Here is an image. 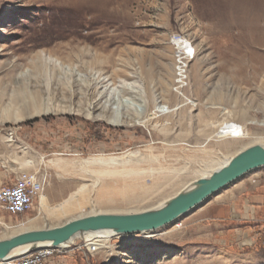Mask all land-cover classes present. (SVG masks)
<instances>
[{"label":"rangeland","instance_id":"rangeland-1","mask_svg":"<svg viewBox=\"0 0 264 264\" xmlns=\"http://www.w3.org/2000/svg\"><path fill=\"white\" fill-rule=\"evenodd\" d=\"M175 33L197 51L180 93L168 44ZM48 53L70 56V62L53 69L44 60ZM94 97L107 117L136 114L152 119L153 126L169 124L171 139L156 133L150 141L147 128L87 118L83 111ZM60 106L70 111L43 114ZM159 106L170 113H156ZM224 130L239 131L242 138L218 139ZM0 136V163L13 168L12 180L0 189L21 172L34 173L44 185L29 212L10 216L0 209V240L79 217L159 207L240 150L264 148V0H0ZM147 146L156 158L152 170L178 174L173 183H159L135 204L103 205L95 194L80 193L82 205L59 209L73 203L82 186L92 185L90 172L100 180L95 193L115 180L100 176L113 170L109 166L81 163L136 155ZM166 159L179 163L169 166ZM134 169L128 163L120 170ZM262 193L264 168L161 229L114 236L97 250L88 245L94 240L79 236L48 264H264V246H258L264 222L254 242L243 234L246 210Z\"/></svg>","mask_w":264,"mask_h":264},{"label":"water","instance_id":"water-1","mask_svg":"<svg viewBox=\"0 0 264 264\" xmlns=\"http://www.w3.org/2000/svg\"><path fill=\"white\" fill-rule=\"evenodd\" d=\"M260 168H264V148L259 145L246 147L209 176L194 181L153 210L133 214L89 215L69 220L58 227L26 230L0 240V263L10 260V253L17 248H61L87 232L110 231L115 235L130 236L156 231L174 223L211 196Z\"/></svg>","mask_w":264,"mask_h":264},{"label":"bare ground","instance_id":"bare-ground-1","mask_svg":"<svg viewBox=\"0 0 264 264\" xmlns=\"http://www.w3.org/2000/svg\"><path fill=\"white\" fill-rule=\"evenodd\" d=\"M59 52V51H58ZM45 63L49 65L53 69H59L60 67H63L65 63L70 62V56L60 57V55L56 53H48L47 57L44 59ZM41 63V62H40ZM42 65V63H41ZM94 84V83H93ZM101 84V83H100ZM90 87L85 88V97L88 96V92H90ZM98 96V94H97ZM92 100V99H91ZM93 105H90L88 109H85L83 111V115H85L87 118H93L96 120H101L109 125L112 126H139L144 127L145 129H149L150 132V141H152V137L158 133L160 134V137L164 140L171 139V136H169L170 128L168 127L169 124L163 122V123H155L154 126L152 125V119L144 117L140 118L138 115L132 114L131 117L129 116H122L121 114H116L115 116L107 117L105 114V106L101 105L100 100L98 97H94ZM190 105L196 106L193 102H189ZM65 106H60L57 110H49L44 109L43 114H49V113H67L70 110L66 111L64 110ZM156 113L165 115L169 114L170 111L163 110L164 107H156ZM91 109H95L96 111L99 110L98 114L93 116L91 113ZM177 110V109H176ZM128 115V114H127ZM130 115V114H129ZM170 137V138H169ZM218 139H237L240 140L242 138V135L239 131L230 132V131H221L217 134ZM170 142V141H169ZM254 142V141H253ZM165 143V142H164ZM144 144V142H143ZM257 144V143H256ZM164 151L169 150V148H164ZM152 148L150 146L145 147L144 152L141 150H135L134 154L136 155H129L128 153H122L118 155V157H112V158H92L88 161H84L81 163L82 165L93 166L98 164H103L109 166V168H112V171H106L101 172V177L112 175L115 177V180L111 183H107L104 185V187H101L96 193L95 189L98 184V178L94 177V172H90L87 177L92 179V185L87 188L86 186H82L80 188L76 195H78L77 199L73 201V203L64 205V207L59 208L61 211H70L73 210L75 207L82 205V198L79 197L80 193H85L87 195L95 194L97 198V202L103 205H116V204H125L133 202L132 204H135V201H141L144 197L146 198V195L151 194L152 191L156 190V185L159 183L162 185H166L169 183H173L174 180L179 176L178 174L174 175L172 172H169L167 170H152V165L154 162H156V158L152 156ZM195 153H199V148H196L194 150ZM139 155V156H137ZM167 165L169 166H175L178 165V160H164ZM128 163H131L132 166H134L136 169H134L131 172L122 171L121 168H124ZM73 166V165H72ZM100 167V166H99ZM107 170V169H106ZM111 170V169H110ZM126 175V176H123ZM85 176V175H84ZM83 176V177H84ZM123 178H131L130 181H123ZM102 179V178H101ZM100 181V180H99ZM129 182H140L139 184L134 186H127V183ZM121 186L120 189L117 187ZM92 197V196H91ZM85 198V197H84ZM144 200V199H143ZM142 202V201H141ZM126 205V204H125ZM146 234V233H144ZM149 235V234H148ZM86 241H93L92 243H89L88 245H92L93 247L91 249H101L105 248V245L109 242V240L114 237L118 236L113 234L110 231H96V232H87L80 235ZM147 238V237H146ZM66 246H62L61 248H65ZM29 249V246H24L21 248H17L13 250L9 258L14 259L17 258L24 253H26Z\"/></svg>","mask_w":264,"mask_h":264},{"label":"built area","instance_id":"built-area-1","mask_svg":"<svg viewBox=\"0 0 264 264\" xmlns=\"http://www.w3.org/2000/svg\"><path fill=\"white\" fill-rule=\"evenodd\" d=\"M168 44L172 49L174 85L180 93L187 87L189 66L197 51L190 41L176 33L169 37ZM43 191V182L34 173L21 172L11 186L0 189V209L10 216L25 214L31 210L33 202L40 199ZM260 243L264 246V234ZM59 251L60 248L50 246L34 247L15 258L13 264H48L54 253Z\"/></svg>","mask_w":264,"mask_h":264},{"label":"crops","instance_id":"crops-1","mask_svg":"<svg viewBox=\"0 0 264 264\" xmlns=\"http://www.w3.org/2000/svg\"><path fill=\"white\" fill-rule=\"evenodd\" d=\"M4 144L3 138L0 136V145ZM6 158V157H5ZM13 168L12 165L7 163H0V184L7 183L12 180ZM204 211H210L208 209H204ZM215 211V210H214ZM220 211V209L218 210ZM228 211H231L230 209ZM246 211H249V218H247L249 224L248 228L245 229L244 235L251 242H254L255 239L260 235L261 227L260 224L264 222V193L261 195L254 196L252 201L250 202V206ZM223 221H230L229 219H222Z\"/></svg>","mask_w":264,"mask_h":264},{"label":"trees","instance_id":"trees-1","mask_svg":"<svg viewBox=\"0 0 264 264\" xmlns=\"http://www.w3.org/2000/svg\"><path fill=\"white\" fill-rule=\"evenodd\" d=\"M258 246L262 247V245H261V243H260V242L258 243Z\"/></svg>","mask_w":264,"mask_h":264}]
</instances>
